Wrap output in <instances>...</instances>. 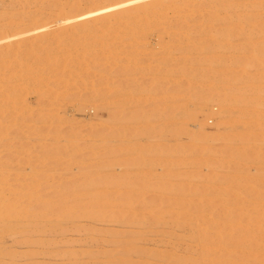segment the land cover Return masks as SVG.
<instances>
[{
	"label": "rangeland",
	"instance_id": "374dc122",
	"mask_svg": "<svg viewBox=\"0 0 264 264\" xmlns=\"http://www.w3.org/2000/svg\"><path fill=\"white\" fill-rule=\"evenodd\" d=\"M233 29L246 31L231 35L227 33ZM255 46L257 50H254ZM0 54V73L3 75L0 74V112L3 111L0 113V164L5 165L3 169H6L2 173L10 181L6 180L7 186L17 185V189L10 192L16 193L17 190L18 196L22 194L19 197L22 202L26 201L25 196V199H32L37 192L39 194L35 198L40 202L35 203L38 202L40 207L44 205V208H39L36 204V208L33 204L41 211L35 209V215L29 214L33 220L23 214L17 218L12 213L0 215V264H264V200L253 196L254 199L249 194L245 196L244 190L240 189L244 185L253 190L258 180L264 182V128L261 130L256 126H260L259 123L264 125V0H0ZM234 59L250 62L243 67L238 66ZM189 71L191 74L186 73ZM195 76L198 79H194ZM182 83L183 90L179 91ZM200 94L203 96L198 99ZM233 96L240 102L233 103L236 99ZM242 98L244 101L241 102ZM248 108L250 113L246 116L244 114ZM209 111L217 115L213 116ZM38 113L40 115L37 116ZM106 115L108 118L102 121L101 118ZM119 116L124 117L121 120L123 123ZM244 119L248 121L240 129L239 123ZM215 124L226 125L217 127ZM33 128L36 130L33 131ZM38 128L42 131L38 132ZM113 128L112 136L109 132ZM124 128L125 131L122 130ZM50 129L52 131L49 133ZM71 129L73 133L68 132ZM76 132H79L77 137ZM123 132L129 137L123 136ZM198 135L199 138L203 135L206 140L203 141L202 137L203 142H199L196 140ZM245 135H259V140L249 142L247 137H243ZM68 140H71L70 143ZM35 147L37 152H34ZM241 150L249 152L245 155ZM85 153L89 156H85ZM50 162L55 165L48 164ZM38 173L41 176L39 180ZM84 177L89 180L86 181ZM78 178L81 184L83 179L86 182L82 184L83 187ZM90 180L95 182L91 183ZM28 181L33 190L28 188ZM69 181L72 186L76 181L77 186L75 184L73 188L77 190L70 188ZM67 183L69 187H66ZM169 185L171 187H167ZM26 187L32 193L28 194ZM228 187L233 189V193L241 191L240 195L223 199L222 191ZM67 188L70 190L67 191ZM189 200L217 206L221 213L219 247H222L219 248L218 261L204 257L207 249L203 245L201 230L204 227L203 219L210 217L209 207L205 208L207 211L191 208ZM89 201L94 204L90 206L91 210H79L80 205ZM97 202L101 205L96 206ZM71 206L76 208L75 213H69ZM109 209H112L115 218ZM61 210H65L66 217L64 212L62 217ZM95 211L99 212L96 214ZM4 218H7L6 221Z\"/></svg>",
	"mask_w": 264,
	"mask_h": 264
},
{
	"label": "bare ground",
	"instance_id": "6f19581e",
	"mask_svg": "<svg viewBox=\"0 0 264 264\" xmlns=\"http://www.w3.org/2000/svg\"><path fill=\"white\" fill-rule=\"evenodd\" d=\"M211 1H213V0H211ZM238 2H239V1H238ZM246 6H247V5H246ZM244 31H246V30H244ZM244 31H236L235 29H233V30H228L227 33H229V34L231 35V34H233V33L236 34L235 32H242V33H243ZM252 31H253V30H252ZM244 33H245V32H244ZM248 33H249V32H248ZM248 33H247V35H251V33H250V34H248ZM30 39H31V38H30ZM33 39H34V38H33ZM27 41H29V40H27ZM32 42H33V40H32ZM242 46H244V45H242ZM245 47H246V46H245ZM246 48L249 49L248 46H247ZM240 49H241V48H240ZM29 50H30V49H29ZM37 50H38V49H37ZM254 50H257L256 46H255ZM33 51H34V49H33ZM246 51L249 52L248 50H246ZM45 53H47V52H45ZM249 53H250V52H249ZM259 53H260V52H258V54H259ZM6 54H7V53H6ZM21 54H22V53H21ZM33 54H34V53H33ZM252 54H253V53H252ZM254 54L257 55V53H254ZM260 54H261V53H260ZM260 54H259V55H260ZM0 55H1V54H0ZM16 55H17V54H16ZM16 55H15V56H16ZM22 55H23V54H22ZM30 55H31V54H30ZM43 55L45 56L46 54H43ZM43 55H42V56H43ZM250 55H251V54H250ZM13 56H14V55H13ZM17 56H18V55H17ZM38 56H39V55H38ZM40 56H41V55H40ZM48 56H49V55H48ZM247 56H248V55H247ZM253 56H255V55H253ZM3 57H4V55H3ZM5 57H6V56H5ZM18 57H20V55H19ZM24 57H25V56H24ZM238 57H240V56H238ZM0 58H1V57H0ZM7 58H8V57H7ZM35 58H36V57H35ZM37 58H38V57H37ZM55 58H56V57H55ZM247 58H248V57H247ZM17 59H19V58H17ZM30 59H31V58H30ZM43 59H44V57H43ZM45 59H46V57H45ZM45 59H44V60H45ZM51 59H52V57H51ZM21 60H23V59L21 58ZM26 60H27V58H26ZM53 60H55V59H53ZM60 60H61V59H60ZM237 60H238V61H236V59H234V61L237 62L238 66L240 65V66H243V67L246 66V64L248 65V63L250 62V61H247L246 59H237ZM17 61H18V60H17ZM24 61H25V60H24ZM30 61H31V60H30ZM48 61H49V60H48ZM263 61H264V60H263ZM19 62H20V61H19ZM27 62H28V61H27ZM27 62H25V63H27ZM35 62H36V61H35ZM44 62H45V61H44ZM16 63H17V62H16ZM40 63H41V62H40ZM48 63H49V62H48ZM51 63H52V62H51ZM53 63H54V62H53ZM233 63H234V62H233ZM0 64H1V63H0ZM18 64H20V63H18ZM32 64H33V63H32ZM22 65H23V64H22ZM34 65H35V64H34ZM37 65H38V64H37ZM40 65H41V64H40ZM44 65H45V63H44ZM55 65H56V64H55ZM234 65H236V64L234 63ZM263 65H264V63H263ZM16 66H17V65H16ZM18 66H20V65H18ZM45 66H46V65H45ZM236 66H237V65H236ZM22 67H23V66H22ZM31 67H32V66H31ZM37 67H38V66H37ZM48 67H49V66H48ZM8 68H9V67H8ZM17 68H18V67H17ZM19 68H20V67H19ZM34 68H35V67H34ZM39 68H40V67H39ZM46 68H47V67H46ZM50 68H51V67H50ZM20 69H21V68H20ZM24 69H25V67H24ZM30 69H31V68H30ZM60 69H61V68H60ZM238 69H239V68H238ZM246 69H247V68H246ZM8 70H9V69H8ZM22 70H23V68H22ZM22 70H21V71H22ZM33 70H34V69H33ZM33 70H32V71H33ZM41 70H42V69H41ZM55 70H56V69H55ZM72 70H73V69H72ZM74 70H75V69H74ZM236 70H237V69H236ZM239 70H240V69H239ZM242 70H243V69H242ZM10 71H11V70H10ZM10 71H9V72H10ZM28 71H29V70H28ZM34 71H36V70H34ZM49 71H50V69H49ZM49 71H48V73H49ZM53 71H54V70H53ZM58 71H59V70H58ZM109 71H110V70H109ZM109 71H108V72H109ZM244 71H245V70H244ZM46 72H47V71H46ZM61 72H62V71H61ZM72 72H74V71H72ZM182 72H183V70H182ZM226 72H227V71H226ZM236 72H237V71H236ZM236 72H234V73L236 74ZM239 72H240V71H239ZM263 72H264V71H263ZM18 73H19V72H18ZM18 73H17V74H18ZM51 73H52V72H51ZM57 73H58V72H57ZM57 73H56V74H57ZM59 73H60V72H59ZM59 73H58V74H59ZM110 73H111V72H110ZM113 73H115V72L113 71ZM113 73H111V74H113ZM179 73H180V72H179ZM186 73L191 74L190 71H189V72H186ZM186 73H185V75H186ZM194 73H195V72H194ZM207 73H208V72H206V74H207ZM243 73H244V72H243ZM0 74L2 75V72H1ZM17 74H15V75H17ZM33 74H34V73H33ZM36 74H37V73H36ZM45 74H46V73H45ZM49 74H50V73H49ZM49 74H48V75H49ZM58 74H57V75H58ZM61 74H62V73H61ZM76 74H77V73H76ZM181 74H182V73H181ZM188 74H187V76H188ZM201 74H202V73H201ZM201 74H200V77H201ZM215 74H216V73H215ZM231 74H232V73H231ZM239 74H240V73H239ZM249 74H250V73H249ZM259 74H260V73H259ZM4 75H5V74H4ZM9 75H10V74H9ZM9 75H8V76H9ZM11 75H12V74H11ZM52 75H53V74H52ZM62 75H63V74H62ZM108 75H109V74H108ZM193 75H195V74H193ZM193 75H192L191 77H193ZM196 75H197V74H196ZM204 75H205V74H204ZM210 75H211V74H210ZM220 75L222 76V74H220ZM226 75H227V74H226ZM226 75H225V76H226ZM244 75H245V73H244ZM247 75H248V74H247ZM257 75H258V74H257ZM2 76H3V75H2ZM34 76H35V75H34ZM60 76H61V75H60ZM63 76H65V75H63ZM81 76H82V75H81ZM105 76H106V75H105ZM109 76H110V75H109ZM202 76H203V75H202ZM216 76H217V75H216ZM227 76H228V75H227ZM231 76H232V75H231ZM252 76H253V75H252ZM9 77H10V76H9ZM13 77H14V76H13ZM36 77H37V76H36ZM47 77H48V76H47ZM56 77H57V76H55V78H56ZM74 77H75V76H74ZM200 77H199V80H200ZM219 77H220V76H219ZM236 77H237V76H236ZM258 77H259V76H258ZM258 77H257V78H258ZM260 77H261V76H260ZM262 77H263V76H262ZM262 77H261V78H262ZM2 78H3V77H1V79H2ZM16 78L18 79V76H17ZM21 78H22V77H21ZM29 78H30V77H29ZM34 78H35V77H34ZM37 78H39V77H37ZM51 78H52V77H51ZM51 78H50V79H51ZM189 78H190V76H189ZM189 78H188V79H189ZM195 78L198 79V77H196V76L194 77V79H195ZM201 78H202V77H201ZM208 78H209V77H208ZM248 78H249V77H248ZM252 78H254V77H252ZM17 79H16V80H17ZM22 79H23V78H22ZM24 79H25V78H24ZM57 79H58V78H57ZM79 79H80V78H79ZM107 79H108V78H107ZM109 79H110V78H109ZM109 79H108V80H109ZM114 79H115V78H114ZM188 79H187V80H188ZM192 79H193V78H192ZM197 79H196V80H197ZM202 79H203V78H202ZM202 79H201V80H202ZM205 79H206V78H205ZM226 79H227V78H226ZM229 79H230V78H229ZM229 79H228V81H229ZM233 79H235V78H233ZM237 79H238V78H237ZM240 79H241V78H240ZM262 79H263V78H262ZM9 80H10V79H9ZM16 80H15V81H16ZM42 80H43V79H42ZM59 80H61V79H59ZM67 80H68V79H67ZM90 80H91V79H90ZM184 80H186V79H184ZM190 80H191V79H190ZM213 80H214V78H213ZM221 80H223V79H221ZM238 80H239V79H238ZM238 80H237V82H238ZM54 81H55V80H53V82H54ZM56 81H57V80H56ZM78 81H79V80H78ZM105 81H106V80H105ZM242 81H243V79H242ZM253 81H254V80H253ZM101 82H102V81H101ZM111 82H112V81H111ZM184 82H187V81H184ZM189 82H191V81H189ZM231 82H232V78H231ZM233 82H234V81H233ZM239 82H240V81H239ZM263 82H264V81H263ZM9 83H10V82H9ZM17 83H18V82H17ZM19 83H20V82H19ZM49 83H50V82H49ZM59 83H60V82H59ZM105 83H106V82H105ZM109 83H110V82H109ZM109 83H108V85H109ZM122 83H123V82H122ZM122 83H121V84H122ZM136 83H137V81H136ZM167 83H168V82H167ZM167 83H166V84H167ZM192 83H193V82H192ZM221 83H222V81H221ZM243 83H244V82H243ZM248 83H249V82H248ZM12 84H14V83H12ZM30 84H31V83H30ZM55 84H56V83H55ZM68 84H69V83H68ZM71 84H72V83H71ZM74 84H75V83H74ZM98 84H100V83H98ZM114 84H115V83H114ZM116 84H119V82H117ZM168 84H169V83H168ZM186 84H187V83H186ZM186 84H185V85H186ZM216 84H217V83H216ZM226 84H227V82H226ZM17 85H18V84H17ZM28 85H29V83H28ZM44 85H45V83H44ZM51 85H52V83H51ZM65 85H66V84H65ZM112 85H113V84H112ZM140 85H141V84H140ZM140 85L138 86V89L140 88ZM189 85H190V84H189ZM217 85H218V84H217ZM229 85H230V84H229ZM229 85H228V86H229ZM233 85H234V84H233ZM4 86H6V84L3 85V87H4ZM12 86H13V85H12ZM14 86H16V85H14ZM30 86H31V85H30ZM36 86H37V85H36ZM55 86H56V85H55ZM114 86H115V85H114ZM117 86H118V85H117ZM119 86H120V85H119ZM182 86H183V83H182V85L180 84V89H179V91H182V90H183V87H182ZM187 86H188V85H187ZM220 86L223 87L222 85H220ZM225 86H226V85H225ZM244 86H245V84H244ZM249 86H250V85H249ZM28 87H29V86H28ZM34 87H35V86H34ZM44 87H45V86H44ZM65 87H66V86H65ZM106 87H107V86H106ZM112 87H113V86H112ZM153 87H155V86L153 85ZM153 87L151 86V89H152ZM159 87H160V86H159ZM159 87H157V88H159ZM184 87H185V86H184ZM14 88H15V87H14ZM18 88H19V87H18ZM47 88H48V87H47ZM122 88H123V86H122ZM130 88H131V87H130ZM134 88H136V87L134 86ZM141 88H142V86H141ZM162 88H163V86H162ZM45 89H46V87H45ZM54 89H55V88H54ZM67 89H68V88H67ZM119 89H120V88H119ZM138 89H136V90H138ZM151 89H150V90H151ZM153 89H154V88H153ZM227 89H228V88L226 87V90H227ZM238 89H239V88H238ZM249 89H250V87H249ZM31 90H32V89H31ZM31 90H30V91H31ZM131 90L133 91L134 89L131 88ZM136 90H135V91H136ZM154 90H155V89H154ZM166 90H167V89H166ZM232 90H233V89H232ZM243 90H244V89H243ZM245 90H246V89H245ZM245 90H244V91H245ZM12 91H13V90H12ZM49 91H50V89H49ZM49 91H48V92H49ZM113 91H114V89H113ZM117 91H118V90H117ZM132 91H131V92H132ZM135 91L133 92V94H135ZM152 91H153V90H152ZM228 91H229V90H228ZM244 91H243V93H244ZM19 92H20V90H19ZM32 92H35V91H32ZM37 92H38V91H37ZM55 92H56V91H55ZM156 92H160V91L157 90ZM22 93H23V92H22ZM25 93H26V91H25ZM39 93H40V92H39ZM43 93H44V92H43ZM95 93H96V92H95ZM136 93H137V92H136ZM225 93H226V92H225ZM225 93H224V95H225ZM227 93L229 94V92H227ZM227 93H226V94H227ZM234 93H235V92H234ZM238 93H239V92H238ZM254 93H255V92H254ZM9 94H10V93H9ZM13 94H14V92H13ZM108 94H109V93H108ZM112 94H113V93H112ZM189 94H191V93H189ZM201 94H203V93H201ZM201 94H200V95H201ZM228 94H227V95H228ZM240 94H241V93H240ZM6 95H7V94H6ZM93 95H94V94H93ZM109 95H110V94H109ZM150 95H151V93H150ZM159 95H160V94H158V95H156V96H159ZM192 95H193V92H192ZM195 95H196V97H197L196 92H195ZM97 96H98V95H97ZM119 96H120V95H119ZM202 96H203V95L198 96V99H200V97H202ZM21 97H22V96H21ZM24 97H25V96H24ZM38 97H39V96H38ZM46 97H47V96H46ZM99 97H100V96H99ZM101 97H102V95H101ZM137 97H138V96H137ZM190 97H191V96L189 95V98H190ZM224 97H225V96H224ZM227 97H228V96H226V98H227ZM233 97H234V96H233ZM17 98H18V97H17ZM154 98H155V97H154ZM192 98H193V97H192ZM231 98H232V97H231ZM231 98H230V102H231V100H232ZM235 98H236V97H234V99H235ZM7 99H8V97H7ZM55 99H56V98H55ZM228 99H229V98H228ZM244 99H246V98H244ZM43 100H44V99H43ZM112 100H113V99H112ZM122 100H123V99H122ZM39 101H40V100H39ZM238 101H239V100H237V98H236V99H235L234 101H232V102H233V103H235V102L238 103ZM242 101H244L243 98H242L241 102H242ZM254 101H255V103L257 102L256 100H254ZM16 102H17V99H16ZM19 102H20V100H19ZM99 102H100V101H99ZM120 102H121V100H120ZM239 102H240V101H239ZM258 102L260 103V101H258ZM261 102H262V101H261ZM21 104H22V103H21ZM24 104H25V103H24ZM43 104H44V103H43ZM43 104H42V105H43ZM97 104H98V103H97ZM231 104H232V103H230V105H231ZM244 104H245V103H244ZM248 104H249V103H248ZM11 105H13V104H11ZM106 105H107V104H106ZM121 105H122V104H121ZM228 105H229V104H228ZM232 105H234V104H232ZM103 106H104V105H103ZM234 106H235V105H234ZM247 106H248V105H247ZM104 107H105V106H104ZM121 107H122V106H121ZM4 108H5V107H4ZM13 108H14V107H13ZM16 108H19V107H16ZM23 108H24V107H23ZM25 109H26V108H25ZM112 110H113V109H112ZM112 110H110V111L113 112ZM227 110H229V109H227ZM13 111H14V110H13ZM28 111H29V110H28ZM107 111H108V109H107ZM119 111H120V110H119ZM6 112H7V111H6ZM11 112H12V111H11ZM120 112H121V111H120ZM209 112H210V113H213V111H209ZM209 112H208V113H209ZM222 112H223V111H222ZM226 112H227V111H226ZM245 112H246V113H245L244 115H246V116L249 115V113H250L249 108H248ZM259 112H260V111H259ZM0 113H3V111L0 112ZM20 113H21V111H20ZM44 113H45V111H44ZM108 113H110V112L108 111ZM114 113H115V112H114ZM114 113H113V114H114ZM118 113H119V112H118ZM208 113H206V115H209ZM257 113H258V112H257ZM5 114H6V113H5ZM11 114H12V113H11ZM30 114H31V113H30ZM30 114H29V115H30ZM116 114H117V113H116ZM116 114H114V115H116ZM219 114H220V113H219ZM221 114H222V113H221ZM223 114H224V112H223ZM0 115H1V114H0ZM8 115H9V114H8ZM13 115H14V114H13ZM18 115H19V114H18ZM25 115H26V112H25ZM27 115H28V114H27ZM29 115H28V116H29ZM38 115H40V113H38L37 116H38ZM49 115H50V114H49ZM92 115H93V113H92ZM108 115H109V114H108ZM114 115H113V118H114ZM123 115H124V114H123ZM123 115H122V116H123ZM212 115L215 116V115H217V114L214 115V113H213ZM244 115H243V116H244ZM258 115H259V114H258ZM261 115H262V114H260L259 116H261ZM5 116H6V115H5ZM11 116H12V115H11ZM42 116L44 117L45 115H42ZM53 116H55V114H54ZM57 116H58V115H57ZM122 116H119V117H121V119H119L120 121L123 120L122 118H124V117H122ZM137 116H138V115H137ZM213 116H212V117H213ZM223 116H224V115H223ZM223 116L221 115L220 117L222 118ZM259 116H258V118H260ZM1 117H2V115H1ZM1 117H0V119H1ZM3 117H4V116H3ZM9 117H10V116H9ZM14 117H15V116H14ZM18 117H19V116H18ZM20 117H24V116H20ZM45 117H46V116H45ZM47 117H48V116H47ZM51 117H52V116H51ZM60 117H61V116H60ZM109 117H110V116H109ZM133 117H134V116H133ZM139 117H140V116H139ZM248 117H249V116H248ZM256 117H257V116H256ZM28 118H29V117H28ZM28 118H27V119H28ZM39 118H40V117H39ZM61 118H62V117H61ZM107 118H108V117H107V115H106V116H103L101 119H102V121H103V120H105V119H107ZM135 118H136V117H135ZM223 118H224V117H223ZM226 118H227V117H226ZM7 119H9V118H7ZM13 119H14V118H13ZM21 119H22V118H21ZM34 119H36V118H33V120H34ZM43 119H44V118H43ZM55 119H56V118H55ZM58 119H59V117H58ZM117 119H118V118H117ZM125 119H126V117H125ZM133 119H134V118H132L131 120H133ZM136 119H137V118H136ZM138 119H139V118H138ZM206 119H207V118H206ZM245 119H246V118H245ZM245 119H244L242 122L239 123V128H240V129H243V126L247 123L248 120H245ZM263 119H264V118H263ZM16 120H17V119H16ZM31 120H32V119H31ZM31 120H30V121H31ZM37 120H38V119H37ZM60 120H64V119H60ZM210 120H211V119H210ZM1 121H2V120H1ZM3 121H4V120H3ZM7 121H8V120H7ZM9 121H10V120H9ZM25 121H26V119H25ZM43 121H44V120H43ZM124 121H126V120H124ZM220 121H221V120H220ZM220 121H219V122H220ZM227 121H228V120H227ZM22 122H23V121H22ZM35 122H36V120H35ZM39 122H40V121H39ZM54 122H56V121H54ZM115 122H116V121H115ZM121 122L123 123V121H121ZM133 122H134V121H133ZM138 122H139V121H138ZM217 122H218V121H217ZM254 122H255V121H254ZM260 122H261V121H260ZM4 123H5V122H4ZM50 123H51V121H50ZM60 123H61V122H60ZM80 123H82V122H80ZM83 123H84V122H83ZM109 123H110V122H109ZM131 123H132V122H131ZM214 123H215V122H214ZM220 123H221V122H220ZM257 123H258V122H257ZM257 123H256V124H257ZM6 124H7V123H6ZM144 124H145V123H144ZM256 124H255V125H256ZM259 124H260V126H259L258 124H257L256 126L260 127V129L262 128L261 130H263L264 125L261 124V123H259ZM4 125H5V124H4ZM12 125L14 126V124H12ZM16 125H17V124H16ZM18 125H19V124H18ZM21 125H22V124H21ZM21 125H20V126H21ZM32 125H33V124H32ZM58 125H59V124H58ZM88 125H89V124H88ZM113 125H115V124H113ZM122 125H123V124H122ZM125 125H126V124H125ZM136 125H137V124H136ZM216 125H217V127H222L223 125H226V124H223V125H221V126H220L219 124H215L214 126H216ZM5 126H6V125H5ZM7 126H8V125H7ZM13 126H12V127H13ZM22 126H23V125H22ZM29 126H30V125H29ZM45 126H46V125H45ZM84 126H85V125H84ZM86 126H87V125H86ZM94 126H95V125H94ZM116 126H117V125H116ZM127 126H128V125H127ZM130 126H131V125H130ZM140 126H142V125H140ZM228 126L230 127V123L228 124ZM231 126H232V125H231ZM15 127H17V126H15ZM25 127H27L26 124H25ZM30 127H31V126H30ZM30 127H28V128L30 129ZM33 127H36V126H33ZM38 127H40V126H38ZM53 127H54V126H53ZM55 127H56V126H55ZM55 127H54V128H55ZM77 127H78V126H77ZM96 127H97V126H96ZM107 127H108V126H107ZM161 127H162V126H161ZM2 128H3V127H2ZM40 128H42V127H40ZM40 128H38V132H41V131H42V129H41V131L39 130ZM47 128H48V127H47ZM49 128H50V127H49ZM49 128H48V129H49ZM71 128H72V127H71ZM75 128H76V126H75ZM84 128H85V127H84ZM110 128L112 129V127H110ZM115 128H116V127H115ZM115 128H113V130H112L111 132H109V133H112L113 131H115ZM143 128H144V127H143ZM151 128H152V127H151ZM151 128H150V129H151ZM171 128H172V127H171ZM173 128H177V127H173ZM3 129H4V128H3ZM10 129H11V128H10ZM12 129H14V128H12ZM17 129H18V127H17ZM19 129H20V128H19ZM25 129H26V128H25ZM43 129H44V128H43ZM51 129H52V128H51ZM51 129L49 130V133H50V131H52ZM67 129H68V128H67ZM72 129H74V128H72ZM72 129H71V130H68V132H69V131L71 132ZM90 129H91V128H90ZM106 129H107V128H106ZM120 129H121V128H120ZM120 129H119V130H120ZM127 129H128V128H127ZM127 129H126V130H127ZM240 129H239V130H240ZM15 130H16V128H15ZM15 130H12V132L14 131V133H16ZM34 130H36V128H35V129L33 128V131H34ZM57 130H58V129H57ZM65 130H66V129H65ZM76 130H78V129L76 128ZM76 130H74V132H75ZM85 130H86V129H85ZM91 130H92V129H91ZM109 130H110V129H109ZM122 130L125 131V128L122 129ZM132 130H133V129H132ZM140 130H142V129H140ZM144 130L146 131L147 129H144ZM148 130H149V128H148ZM181 130H182V129H181ZM0 131H1V130H0ZM4 131H5V129H4ZM9 131H10V130H9ZM33 131H31V132H33ZM45 131H46V130H45ZM53 131H56V129H55V130L53 129ZM80 131H81V130H80ZM80 131H79V132H80ZM88 131H89V129H88ZM94 131H95V130H94ZM116 131H118V130H116ZM129 131H131V130L129 129ZM134 131H135V130H134ZM137 131H138V130H137ZM145 131H144V132H145ZM152 131H153V129H152ZM172 131H173V129H172ZM174 131H175V130H174ZM174 131H173V132H174ZM179 131H180V129H179ZM2 132H3V131H2ZM10 132H11V131H10ZM17 132H18V130H17ZM19 132H20V131H19ZM23 132H24V131H23ZM46 132H47V131H46ZM64 132H65V131H64ZM70 132H69V133H70ZM79 132L74 133L75 136H76V135H79ZM89 132H90V131H89ZM97 132L100 133L99 131H97ZM97 132H96V133H97ZM101 132H103V131H101ZM107 132H108V130H107ZM119 132H120V131H119ZM126 132H128V130H127ZM131 132H133V131H131ZM141 132H142V131H141ZM150 132H151V131H150ZM167 132H168V131H167ZM182 132H183V130H182ZM260 132H262V131H260ZM4 133H5V132H4ZM7 133H8V129H7ZM25 133H28V132H25ZM33 133H34V132H33ZM43 133H45V132L43 131ZM47 133H48V132H47ZM47 133H46V134H47ZM58 133H59V130H58ZM58 133H57V134H58ZM62 133H63V132H62ZM71 133H73V132H71ZM77 133H78V134H77ZM81 133H82V131H81ZM96 133H94V134H96ZM113 133H114V132H113ZM113 133H112V136H113ZM115 133H116V132H115ZM117 133H118V132H117ZM117 133H116V134H117ZM123 133H124V132H123ZM138 133H139V132H138ZM168 133H170V132H168ZM179 133H180V132H179ZM263 133H264V132H263ZM5 134H6V133H5ZM9 134H10V133H9ZM16 134H17V133H16ZM16 134H15V135H16ZM18 134H19V133H18ZM63 134H65V133H63ZM66 134H68V133H66ZM83 134H84V132H83ZM85 134H86V133H85ZM87 134H88V132H87ZM90 134H91V133H90ZM92 134H93V133H92ZM101 134H102V133H101ZM128 134H130V133L128 132ZM132 134H134V133H132ZM141 134H142V133H141ZM182 134H183V133H182ZM13 135H14V134H13ZM28 135H30V134H28ZM51 135H52V134H51ZM61 135H62V134H61ZM70 135H71V134H69V136H70ZM88 135H89V134H88ZM108 135H109V134H108ZM114 135H115V134H114ZM117 135L119 136V133H118ZM134 135H135V134H134ZM136 135H137V134H136ZM138 135H139V134H138ZM172 135H173V134H172ZM177 135H179V134H177ZM199 135H200V134H199ZM199 135L197 136L198 139L196 138V140H198L199 142L202 141V139H203V141L206 140V137H204L203 135H202L200 138H202V137H204V138L200 139V138H199ZM11 136H12V135H11ZM17 136L19 137V136H22V135H17ZM67 136H68V135H67ZM67 136H66V137H67ZM75 136H74V137H75ZM120 136H121V135H120ZM123 136H127V137H129V136H128L127 134H125V133H124ZM131 136H132V135H131ZM258 136H259V135H258ZM258 136L250 135L249 137H247V136L245 135V136H243V137H244V138L247 137V140L250 142V140H255V139L259 140V139L257 138ZM2 137H3V136H2ZM5 137H6V136H5ZM53 137H54V136H53ZM63 137H64V136H63ZM76 137H77V136H76ZM80 137H81V136H80ZM86 137H87V136H86ZM179 137H180V136H179ZM227 137H228V136H227ZM229 137H230V136H229ZM10 138H11V137H10ZM10 138H9V139H10ZM12 138H13V136H12ZM21 138H22V137H21ZM23 138H24V137H23ZM26 138H28V137H26ZM106 138H108V137L106 136ZM0 139H1V138H0ZM63 139H65V138H63ZM123 139H124V138H123ZM127 139H128V138H127ZM199 139H200V140H199ZM24 140H25V139H24ZM30 140H31V139H30ZM78 140H79V139H78ZM83 140H84V139H83ZM196 140H195V141H196ZM247 140H245V141H247ZM4 141H5V140H4ZM60 141H61V140H60ZM70 141H71V140H70ZM70 141L68 140L69 143H70ZM72 141H73V140H72ZM80 141H81V140H80ZM195 141H194V142H195ZM198 141H197V142H198ZM203 141H202V142H203ZM6 142H7V141H6ZM9 142H10V141H9ZM12 142H14V141H12ZM15 142H16V140H15ZM20 142H21V141H20ZM62 142H63V141H62ZM73 142H74V141H73ZM129 142H130V141H129ZM133 142H134V141H133ZM251 142H252V141H251ZM7 143H8V142H7ZM22 143H23V142H22ZM22 143H21V144H22ZM59 143H60V142H59ZM64 143H65V141H64ZM69 143H67V144L69 145ZM78 143H79V142H78ZM8 144H9V143H8ZM14 144H15V143H14ZM67 144H66V145H67ZM83 144H84V143H83ZM122 144H123V143H122ZM135 144H136V143H135ZM199 144H200V143H199ZM11 145H12V143H11ZM16 145H17V144H16ZM23 145H24V143H23ZM29 145H30V144H29ZM33 145H34V144H33ZM39 145H40V144H39ZM42 145H43V144H42ZM56 145H58V144H56ZM56 145H55V146H56ZM61 145H63V144H61ZM61 145H58V146H61ZM64 145H65V144H64ZM64 145H63V146H64ZM79 145H80V144H79ZM81 145H82V144H81ZM90 145H91V144H90ZM90 145H89V146H90ZM2 146H3V145H1V147H2ZM17 146L19 147V143H18ZM21 146H22V145H21ZM35 146H36V145H35ZM82 146H83V145H82ZM127 146H128V145H127ZM127 146H126V147H127ZM131 146H132V144H131ZM172 146H173V145H172ZM199 146H200V145H199ZM6 147H8V145H7ZM12 147H13V146H12ZM14 147H15V146H14ZM26 147H27V146H25V148H26ZM46 147H48V146H46ZM49 147H50V146H49ZM49 147H48V148H49ZM51 147H52V146H51ZM74 147H75V146H74ZM76 147H78L77 144H76ZM90 147H91V146H90ZM203 147H204V146H203ZM8 148H9V147H8ZM61 148H62V147H61ZM63 148H64V147H63ZM78 148H79V147H78ZM78 148H77V149H78ZM85 148H86V147H85ZM93 148H94V147H93ZM128 148H129V147H128ZM132 148H133V147H132ZM136 148H138V147L136 146ZM172 148H174V147H172ZM180 148H181V147H180ZM200 148H201V147H200ZM39 149H40V148H39ZM58 149H60V147H59ZM104 149H105V148H104ZM165 149H166V148H165ZM176 149H177V148H176ZM178 149H179V148H178ZM204 149L206 150V148H204ZM239 149H240V148H239ZM7 150H8V149H7ZM7 150H6V151H7ZM26 150H27V149H26ZM35 150H36V147H35ZM35 150H34V152H37V150H36V151H35ZM53 150H55V148H53ZM80 150H81V149H80ZM106 150H107V149H106ZM122 150H123V149H122ZM124 150H125V148H124ZM124 150H123V151H124ZM132 150H133V149H132ZM137 150H138V149H137ZM141 150H142V149H141ZM161 150H162V149H161ZM200 150H201V149H200ZM200 150H199V151H200ZM234 150H235V149H234ZM245 150H246V149H245ZM245 150H244V151H245ZM248 150H249V149H248ZM9 151H10V149H9ZM11 151H12V150H11ZM11 151H10V152H11ZM19 151H20V150H19ZM39 151H40V150H39ZM46 151H47V150H46ZM50 151H52V150H50ZM57 151H58V150H57ZM70 151H71V150H70ZM87 151H88V150H87ZM142 151H143V150H142ZM145 151H146V150H145ZM181 151H182V150H181ZM196 151H197V150H196ZM199 151H198V152H199ZM228 151H229V150H228ZM239 151H240V150H239ZM241 151H242V150H241ZM244 151H242V152H244ZM249 151H250V150H249ZM249 151H246V152H249ZM43 152H44V150H43ZM48 152H49V149H48ZM48 152H47V154L50 153V155H51V152H49V153H48ZM73 152H74V151H73ZM78 152H79V150H78ZM78 152H77V153H78ZM84 152H85V151H84ZM116 152H117V151H116ZM127 152H128V151H127ZM129 152H130V151H129ZM133 152H134V150H133ZM201 152H202V151H201ZM231 152H232V151H231ZM246 152H244V154H245ZM252 152H253V151H252ZM1 153H2V152H1ZM13 153H14V152H13ZM18 153H19V152H18ZM22 153H23V152H22ZM22 153H21V154H22ZM27 153H28V152H27ZM30 153H31V152H30ZM39 153H40V152H39ZM52 153H53V151H52ZM88 153H89V152H88ZM90 153H91V152H90ZM90 153H89V154H90ZM106 153H108V152H106ZM137 153H138V152H137ZM137 153H136V154H137ZM233 153H234V152H233ZM240 153H241V152H240ZM8 154H9V153H8ZM8 154H6V155H8ZM31 154H32V153H31ZM33 154L35 155V153H33ZM74 154H76V153H74ZM85 154H86L85 156H87V155L89 156V154H87V153H85ZM109 154H110V153H109ZM114 154H120V153H114ZM148 154H149V153H148ZM229 154H230V153H229ZM235 154H236V153H235ZM244 154H243V155H244ZM0 155H1V154H0ZM9 155H10V154H9ZM23 155H24V153H23ZM83 155H84V154H83ZM138 155H139V154H138ZM138 155H137V156H138ZM144 155H145V153H144ZM245 155H246V154H245ZM247 155H249V154H247ZM257 155H258V156H257V158H258V157H259V154H257ZM260 155H261V154H260ZM3 156H4V155H3ZM17 156H19V154H17ZM67 156H68V155H67ZM69 156H71V155H69ZM91 156H92V158H93V155H92V154H91ZM109 156H110V155H109ZM251 156H252V154H251ZM0 157H2V156H0ZM11 157H12V156H11ZM20 157H21V156H20ZM25 157H27V156H25ZM30 157H32V156H30ZM49 157H50V156H49ZM74 157H75V159H76V157H78V156L76 155V156H74ZM83 157H84V156H83ZM83 157H81V158H83ZM99 157H100V156H99ZM107 157H108V156H107ZM134 157H135V155H134ZM227 157H228V156H227ZM231 157H234V156H231ZM249 157H250V156H249ZM3 158H4V157H3ZM7 158H8V157H7ZM7 158H6V159H7ZM27 158H28V157H27ZM33 158H34V157H33ZM33 158H32V159H33ZM41 158H43V157H41ZM56 158H57V157H56ZM86 158H87V157H86ZM89 158H90V157H89ZM131 158H132V156H131ZM252 158L254 159L255 157H252ZM262 158L264 159V157H262ZM262 158H261V160H262ZM0 159H1V158H0ZM9 159H11V158H9ZM19 159H20V158H19ZM19 159H18V161H19ZM22 159H23V158H22ZM30 159H31V158H30ZM77 159H78V158H77ZM77 159H76V160H77ZM95 159H96V158H95ZM142 159H143V158H142ZM16 160H17V159H16ZM33 160H34V159H33ZM40 160H41V159H40ZM47 160H48V159H47ZM47 160H46V161H47ZM49 160H50V159H49ZM57 160H58V159H57ZM93 160H94V159H93ZM96 160H97V159H96ZM102 160H103V159H102ZM104 160H105V159H104ZM118 160H119V158H118ZM132 160H133V159H132ZM132 160H131V161H132ZM134 160H136V159H134ZM257 160L259 161V159H257ZM261 160H260V161H261ZM4 161H5V160H4ZM34 161H35V160H34ZM34 161H33V162H34ZM36 161H37V160H36ZM42 161H43V160H42ZM91 161H92V160H91ZM120 161H121V159H120ZM124 161H125V160H124ZM124 161H122L123 164H124ZM13 162H14V161H13ZM19 162H20V161H19ZM22 162L24 163L25 160L22 161ZM26 162H27V161H26ZM31 162H32V160H31ZM38 162H40V161H38ZM38 162H37V163H38ZM47 162H48V161H47ZM51 162H52V161H51ZM51 162L48 163V164H50V165L53 164V163H51ZM54 162H55V161H54ZM75 162H76V161H75ZM87 162H88V161H87ZM114 162H115V161H114ZM114 162H113V163H114ZM122 162H121V163H122ZM6 163H7V162H6ZM10 163H11V161H10ZM14 163H15V162H14ZM17 163H18V162H17ZM20 163H21V162H20ZM35 163H36V162H35ZM45 163H46V162H45ZM68 163H69V162H68ZM71 163H72V162H71ZM93 163H95V162L93 161ZM100 163H101V162H100ZM109 163H110V162H109ZM125 163H127V162L125 161ZM136 163H137V162H136ZM139 163H140V161H139ZM4 164H5V163H4ZM48 164H47V165H48ZM88 164H89V163H88ZM88 164H87V165H88ZM91 164H92V162H91ZM101 164H102V163H101ZM104 164H105V163H104ZM110 164H112V163H110ZM114 164H115V163H114ZM130 164H131V163H130ZM144 164H146V163H144ZM259 164H261V163H259ZM0 165H1V164H0ZM7 165H8V163H7ZM16 165H17V164H15V166H16ZM22 165H23V164H22ZM38 165H39V164H38ZM53 165H55V164H53ZM69 165H70V164H69ZM72 165H73V164H72ZM83 165H85V164H83ZM106 165H107V163H106ZM108 165H109V164H108ZM108 165H107V166H108ZM230 165H231V164H230ZM1 166H2V165H1ZM3 166H5V165H3ZM3 166L0 167V172H1V173H2V172L4 171V169H5V168L3 169ZM15 166H14V167H15ZM24 166H25V165H24ZM35 166H36V164H35ZM81 166H82V165H81ZM95 166H97V165H95ZM95 166H94V167H95ZM102 166H103V168L105 167L104 165H102ZM141 166H142V165H140V167H141ZM12 167H13V165H12ZM30 167H32V166H30ZM45 167H46V166H45ZM85 167H86V165H85ZM91 167H92V165H91ZM110 167H111V165H110ZM119 167H120V166H119ZM137 167L139 168V166H137ZM142 167H143V166H142ZM257 167H258V166H257ZM10 168H11V167H10ZM20 168H22V167H20ZM60 168H61V167H60ZM67 168H68V166H67ZM67 168H66V169H67ZM69 168H70V167H69ZM99 168H101V167H99ZM107 168H109V167H107ZM120 168H121V167H120ZM233 168H234V167H233ZM235 168H236V167H235ZM18 169H19V168H18ZM23 169H24V168H23ZM25 169H26V168H25ZM31 169H32V168H31ZM47 169H48V168H47ZM52 169H53V168H52ZM15 170H16V169H15ZM27 170H28V169H27ZM58 170H59V169H58ZM85 170H87V169H85ZM117 170H118V169H117ZM241 170H242V169H241ZM5 171H6V169H5ZM17 171H18V170H17ZM24 171H25V170H24ZM43 171H44V169H43ZM46 171H47V170H46ZM49 171H51V169H50ZM49 171H48V172H49ZM65 171H66V170H65ZM73 171H74V170H73ZM80 171H81V170H80ZM80 171H79V173H80ZM141 171H142V170H141ZM244 171H245V170H244ZM14 172H15V171H14ZM19 172H20V171H19ZM28 172H29V171H28ZM30 172H31V171H30ZM53 172H54V171H53ZM53 172H52V173H53ZM56 172H57V171H56ZM67 172H68V171H67ZM89 172H90V171H89ZM92 172H93V171H92ZM123 172L125 173V171H123ZM123 172H122V173H123ZM126 172H127V171H126ZM139 172H140V171H139ZM143 172H144V171H143ZM153 172H154V171H153ZM161 172H162V170H161ZM165 172H166V170H165ZM1 173H0V174H1ZM52 173H51V174H52ZM58 173H59V172H58ZM58 173H56V174H58ZM85 173H86V172H85ZM110 173H111V172H110ZM137 173H138V172H137ZM144 173H145V172H144ZM149 173H150V172H149ZM197 173H198V172H197ZM197 173H196V174H197ZM259 173L261 174V172H259ZM259 173H258V175H259ZM6 174H9V173H6ZM12 174H13V173H12ZM19 174H20V173H19ZM25 174H27V172H25ZM30 174H32V173H30ZM45 174H46V172H45ZM56 174H55V175H56ZM74 174H75V173H74ZM114 174H115V173H113V175H114ZM117 174H119V173H117ZM153 174H155V172H154ZM196 174H195V175H196ZM14 175H15V174H14ZM41 175H42V174H41ZM92 175H93V174H92ZM144 175H145V174H144ZM144 175H143V176H144ZM156 175H157V174H156ZM261 175H263V173H262ZM7 176H8V175H7ZM11 176H13V175H11ZM17 176H18V175H17ZM17 176H16V177H17ZM24 176H25V175H24ZM24 176L22 175V177H24ZM30 176H31V175H30ZM43 176L45 177V175H43ZM43 176H42V177H43ZM46 176H47V175H46ZM59 176H60V175H59ZM67 176H68V175H67ZM67 176H66V177H67ZM85 176H86V175H85ZM93 176H94V175H93ZM101 176H102V175H101ZM104 176H105V175H104ZM114 176H115V175H114ZM120 176H121V175H120ZM122 176H123V175H122ZM139 176H140V175H139ZM182 176H184V175H182ZM197 176H198V175H197ZM220 176H221V175H219V177H220ZM263 176H264V175H263ZM22 177L19 178V180L22 179ZM28 177H29V176H28ZM35 177H36V176H35ZM39 177H41V176H40L39 173H38L37 179H38ZM47 177H48V176H47ZM55 177H56V176H55ZM60 177H61V176H60ZM82 177H83V176H82ZM102 177H103V176H102ZM115 177H116V176H115ZM249 177H250V176H249ZM26 178H27V177H26ZM74 178H75V176H74ZM74 178H72V179H74ZM86 178H87V176H86ZM105 178H106V180H107V177H105ZM117 178H118V177H117ZM120 178H121V177H120ZM222 178H223V177H222ZM16 179H17V178H16ZM23 179H24V178H23ZM27 179H29V178H27ZM41 179H43V178H41ZM48 179H50V178L48 177ZM58 179H59V178H58ZM70 179H71V178H70ZM84 179H85V177H84ZM84 179H83V180H84ZM122 179H123V178H122ZM257 179H258V178H257ZM260 179H261V178H260ZM6 180H7V178H6L5 174L2 173V174L0 175V215H3V216H4V214H9V213L11 214V213H12V215H14L15 218H17L16 216H18V215H20V216L26 215V216H27V215H29V214H31V213H32L31 215H35L37 212H36V213H33V212H34L33 210H35L37 207H39V208H44V205L40 207V206H38V204H39L38 202L35 203L36 201H39L38 199L35 198L37 192H35V193H36L35 196H34V194L32 195V196H34V198L32 197V199H31V198L28 199L29 197H27V199H28V200H27V199H25V198H26V196H25L24 200H26V201H25V202H22V201H21V198L19 199V197H21L22 194H21V196H18V194H17V193H18L17 190H16V193H15V192L11 193V192L14 191L15 189H17V185L14 183V184H15V186H14V184L12 185V184L9 183L10 186H7V183H6V182L9 181V180H7V181H6ZM12 180H13V179H12ZM25 180H26V179H25ZM34 180H35V179H34ZM34 180H33V181H34ZM38 180H39V179H38ZM50 180H51V179H50ZM75 180H76V179H75ZM77 180L79 181V178H78ZM77 180H76V181H77ZM83 180H81V181L83 182L82 184L86 183V182H84ZM85 180H86V179H85ZM88 180H89V179H88ZM88 180H86V181H88ZM99 180H100V179H99ZM133 180H134V179H133ZM218 180H219V179H218ZM227 180H229V179H227ZM230 180H231V179H230ZM232 180H234V179H232ZM26 181H27V180H26ZM45 181H46V178H45ZM51 181H52V180H51ZM76 181H74L75 184H76ZM90 181H91V180H90ZM90 181L87 182V183L89 184ZM92 181H93V180H92ZM92 181H91V183H92ZM101 181H102V180H101ZM117 181H118V180H117ZM117 181H116V182H117ZM119 181H120V180H119ZM140 181H141V180H140ZM142 181H143V180H142ZM216 181H217V180H216ZM219 181H220V180H219ZM222 181H223V180H222ZM254 181H255V180H254ZM261 181H262V180H261ZM261 181L258 180V182L255 183V187L253 188V190L244 187V185L241 186L240 189H241V191L244 190L243 193H245V194H244L245 196H246V195L248 196V194H249V195H251L252 197L254 196V197L257 198V199L264 200V182H261ZM9 182H10V181H9ZM34 182H35V181H34ZM38 182H40V181H38ZM69 182H70V184H71V181H69ZM74 182H73V183H74ZM93 182H95V181H93ZM102 182H103V181H102ZM110 182H112V181H110ZM116 182H115V183H116ZM152 182H153V181H152ZM161 182H162V181H161ZM243 182H244V181H243ZM248 182H249V180H248ZM16 183H17V182H16ZM77 183H78V182H77ZM79 183H80V185H82L80 181H79ZM79 183H78V184H79ZM99 183H100V181H99ZM150 183H151V182H150ZM230 183H231V182H230ZM17 184H18V183H17ZM25 184H26V183H25ZM33 184H34V183H33ZM39 184H40V183H39ZM50 184H51V183H50ZM75 184H73V186H74ZM117 184H119V183H117ZM152 184H153V183H152ZM162 184H163V183H162ZM173 184H175V183H173ZM197 184H198V183H197ZM260 184H261V185H260ZM29 185H31V184H29V181H28V188H30ZM43 185H44V184H43ZM43 185H42V186H43ZM47 185H48V184H47ZM63 185H64V184H63ZM67 185H69V184L67 183V184H66V187H69V186H70V185H69V186H67ZM80 185H79V186H80ZM100 185H102V184L100 183ZM104 185H106V184L104 183ZM107 185H108V183H107ZM107 185H106V186H107ZM138 185H139V184H138ZM146 185H147V184H146ZM186 185H187V184H186ZM191 185H192V184H191ZM245 185H246V184H245ZM248 185H249V184H248ZM6 186H7L8 188H7ZM21 186L23 187V185H21ZM21 186H20V187H21ZM36 186H37V185H36ZM38 186H39V185H38ZM45 186H46V185H45ZM73 186H72V184H71L70 188L72 189ZM76 186H77V184H76ZM96 186H98V185H96ZM120 186H122V185H120ZM148 186H149V185H148ZM151 186H152V185H151ZM176 186H177V184H176ZM194 186H195V185H194ZM208 186H209V185H208ZM20 187H18V188H20ZM56 187H57V186H56ZM59 187H60V186H59ZM59 187H58V188H59ZM81 187H83V185H82ZM85 187H86V186H85ZM88 187H89V186H88ZM127 187H129V186H127ZM152 187H153V186H152ZM157 187H159V186L157 185ZM167 187H171V186L169 185V186H167ZM179 187H180V186H179ZM211 187H213V186H211ZM243 187L246 188V189H244ZM26 188H27V187H26ZM28 188H27V189H28ZM38 188H41V187H38ZM52 188H53V187H52ZM148 188H149V187H148ZM153 188H154V187H153ZM160 188L162 189L163 186H161ZM216 188H218V187H216ZM250 188H251V187H250ZM27 189H26V190L24 189V190H25L26 192H28V194H29V193H32V191L30 190V189H32V188H30V189H28V190H27ZM49 189H50V188H49ZM49 189L47 188L46 190L49 191ZM53 189H55V188H53ZM74 189H76V188H73V190H74ZM95 189H96V188H95ZM95 189H94V190H95ZM143 189H144V188H143ZM177 189H178V188H177ZM207 189H209V187H207ZM236 189H238V188H236ZM236 189H235V190H236ZM240 189H239V190H240ZM21 190H22V189H21ZM32 190H33V189H32ZM50 190H51V189H50ZM59 190H60V189H59ZM64 190H65V189H64ZM68 190H70V189L67 188V191H68ZM76 190H77V189H76ZM90 190H91V189H90ZM94 190H93V191H94ZM148 190H150V189H148ZM222 190H223V188H222ZM232 190H233V189H230L229 187H228V189H224V190L222 191V193H223V195H222V196H223V199H228V198H231V197L234 198V197H237V195H240L239 193H240L241 191L237 194V193H236L237 191L233 193ZM10 191H11V192H10ZM51 191H52V190H51ZM55 191H57V188H56ZM71 191H72V190H71ZM71 191H69V192H71ZM98 191H99V190H98ZM126 191H127V190H126ZM128 191H129V190H128ZM162 191H164V190H162ZM181 191H183V190H181ZM26 192H24V194H25ZM38 192H39V191H38ZM43 192H44V190H43ZM63 192H65V191H63ZM63 192H62V193H63ZM82 192H83V191H82ZM85 192H86V191H85ZM90 192H91V191H90ZM105 192H106V191H105ZM114 192H115V191H114ZM114 192H113V193H114ZM123 192H124V191H123ZM129 192H130V191H129ZM209 192H210V190H209ZM20 193H21V191H19V194H20ZM41 193H42V192H41ZM45 193H46V192H45ZM53 193H54V192H53ZM53 193H52V194H53ZM65 193H66V192H65ZM77 193H79V191H77ZM77 193H76V194H77ZM99 193H100V192H99ZM134 193H135V192H134ZM139 193L141 194V192H139ZM145 193H146V192H145ZM181 193H182V192H181ZM26 194H27V193H26ZM26 194H25V195H26ZM28 194H27V195H28ZM38 194H39V193H38ZM38 194H37V196H38ZM71 194H73V193H71ZM103 194L105 195L104 192H103ZM106 194H107V193H106ZM114 194H116V193H114ZM114 194H113L112 196H114ZM128 194H129V193H128ZM136 194H137V193H136ZM140 194H139V195H140ZM142 194H143V193H142ZM199 194H202V193H199ZM40 195H41V194H40ZM42 195H44V194H42ZM47 195L49 196L50 194L48 193ZM60 195H61V194H60ZM81 195H82V194H81ZM94 195H95V193H94ZM97 195H98V193H97ZM109 195H111V194H109ZM117 195H118V194H117ZM137 195H138V194H137ZM29 196H30V195H29ZM45 196H46V195H45ZM51 196H52V195H51ZM57 196H58V195H57ZM86 196H87V195L85 194V197H86ZM91 196H93V195H91ZM91 196H90V197H91ZM112 196H111V197H112ZM120 196H122V195H120ZM125 196H126V194H125ZM130 196H131V195H130ZM130 196H129V198H130ZM201 196H202V195H201ZM30 197H31V196H30ZM53 197H54V195H53ZM82 197H83V196H82ZM98 197H100V195H99ZM105 197H106V196H105ZM111 197H109V198H111ZM116 197H117V196H116ZM116 197H115V198H116ZM123 197H124V196H122V198H123ZM135 197H136V196H135ZM137 197H138V196H137ZM155 197H157V196H155ZM203 197L205 198V196H203ZM238 197H240V196H238ZM254 197H253V198H254ZM43 198H44V197H43ZM46 198H47V197H46ZM50 198H51V197H50ZM80 198H81V196H80ZM96 198H97V197H96ZM102 198H103V197H102ZM146 198H147V197H146ZM209 198H210V197H209ZM248 198H249V197H248ZM255 198H254V199H255ZM74 199H75V198H74ZM127 199H128V198H127ZM131 199H132V198H131ZM158 199H159V198H158ZM207 199H208V198H207ZM236 199H237V198H236ZM236 199H235V201H236ZM238 199H239V198H238ZM240 199H241V197H240ZM75 200H76V199H75ZM90 200H91V199H90ZM96 200H97V199H96ZM116 200H117V199H116ZM119 200H120V199H119ZM119 200H118V201H119ZM132 200H133V199H132ZM136 200H137V199H136ZM166 200H167V199H166ZM171 200H172V199H171ZM213 200H214V199H213ZM241 200H242V199H241ZM44 201H45V199H44ZM48 201H49V200H48ZM48 201H47V202H48ZM50 201H51V199H50ZM85 201H86V200H85ZM97 201H98V200H97ZM105 201H106V200H105ZM120 201H122V200H120ZM128 201H129V200H128ZM128 201H125V202H128ZM220 201H223V200H219V202H220ZM239 201H240V200H239ZM239 201H237V203H238ZM39 202H40V201H39ZM55 202H56V201H55ZM108 202H109V201H108ZM108 202H106V203H108ZM115 202H116V201H115ZM132 202H133V201H132ZM135 202H136V201H135ZM152 202H153V201H152ZM154 202H155V201H154ZM166 202H167V201H166ZM168 202H169V201H168ZM224 202H225V200H224ZM42 203H43V202H41L40 204L42 205ZM45 203H46V202H45ZM45 203H44V204H45ZM101 203H102V205H101L100 202H99V204H100L101 206H103V202H102V201H101ZM117 203H118V202H117ZM120 203H121V202H120ZM160 203H161V202H160ZM182 203H183V202H182ZM215 203H216V202H215ZM33 204H35V207H36V204H37V207L34 208V205H33ZM46 204H47V203H46ZM80 204H81V203H80ZM97 204H98V202H97ZM97 204H96V206H99V204H98V205H97ZM114 204H115V203H114ZM128 204H129V203H128ZM145 204H147V203L145 202ZM150 204H152V203L150 202ZM188 204H189V206H190L191 208H192V207H195V208H198V209H201V210H202V209H205V208H207V207H209V210H210V211H209L210 217H208V218L205 217V219H203L204 227H203L202 230H201V232L203 233V235H202L203 237L200 236L201 238H203V245H204V247L207 249V250L205 251L206 253H205L204 257H206V258H211L213 261H218V260H220L219 251H221V250H219V248H221L222 246L219 247V243H220V239H221L220 234H219V230H220V218H222V216H220L221 213H220V211L218 210V207L216 206V207H217V208H216L214 205H213V206H212V205L207 206V203H205V202H199V201H197V200H195V201H191V200H189ZM218 204H220V203H218ZM218 204H217V205H218ZM32 205H33V206H32ZM54 205H55V203H54ZM104 205H105V204H104ZM118 205H119V204H118ZM122 205H123V204H122ZM130 205H131V204H130ZM147 205L149 206V203H148ZM147 205H146V206H147ZM154 205H155V204H154ZM167 205H168V203H167ZM239 205H240V204H239ZM55 206H56V205H55ZM59 206H60V205H59ZM80 206H81V207L79 208V210H82V209H84V208H86V210H87V208L90 209V208H91L90 206H94V204H93V202L90 204V201H89V203H85V202H84V203H83L82 205H80ZM101 206H100V207H101ZM109 206H110V205H109ZM113 206H114V205H113ZM119 206H120V205H119ZM155 206H156V205H155ZM168 206H169V205H168ZM185 206H186V205H185ZM45 207H46V206H45ZM47 207H48V206H47ZM60 207H61V206H60ZM107 207H108V206H107ZM117 207H118V206H117ZM130 207H131V206H130ZM164 207H165V206H164ZM190 207H188V208L191 210ZM241 207H242V206H241ZM50 208H52V207H50ZM58 208H59V207H58ZM92 208H93V207H92ZM96 208H98V207H96ZM109 208H110V207H109ZM149 208H151V207H149ZM172 208H173V207H172ZM47 209H48V208H47ZM61 209H62V207H61ZM69 209H70V210H69ZM69 209H68V210H69L70 212H69V211H67V212H69V213H73V212H74V213H75V209H76V208H74V207L72 208V206H71V208H69ZM98 209H99V208H98ZM98 209H97V210H98ZM100 209H101V208H100ZM103 209H105V208H103ZM103 209H101V210H103ZM112 209H113V208H112ZM112 209H111V210L109 209V210L112 212L111 215L113 216V211H112ZM207 209H208V208H207ZM40 210H42V209H40ZM49 210H50V209H49ZM52 210H53V209H52ZM62 210H63V209H62ZM62 210H61V211H62ZM79 210H77V211H79ZM84 210H85V209H84ZM90 210H91V209H90ZM107 210H108V209H107ZM116 210H117V209H116ZM157 210H158V209H157ZM193 210H194V209H193ZM205 210H206V209H205ZM263 210H264V209H263ZM35 211H39V210L36 209ZM43 211H48V210H43ZM64 211H65V210H64ZM64 211H62V212L58 211V212H60V213L62 214V217H63V212H64ZM93 211H94V209H93ZM93 211H92V212H93ZM105 211H106V210H105ZM148 211H149V210H148ZM154 211H155V210H154ZM206 211H207V210H206ZM226 211H227V210H226ZM39 212H41V211H39ZM95 212H96V211H95ZM97 212H99V211H97ZM97 212H96V214H97ZM101 212H103V211H101ZM108 212H109V211H108ZM201 212H204V213H205V211H201ZM48 213H49V212H48ZM50 213H51V212H50ZM50 213H49V214H50ZM64 213H65V212H64ZM103 213L106 214L105 212H103ZM103 213H102V214H103ZM145 213H146V212H145ZM182 213H183V212H182ZM184 213H185V212H184ZM22 214H23V215H22ZM45 214H46V213H45ZM61 214H59V215H61ZM90 214L93 215V213H91V212H90ZM94 214H95V213H94ZM104 214H103V215H104ZM108 214H109V213H108ZM115 214H116V213H115ZM117 214H118V213H117ZM119 214H120V213H119ZM146 214H147V213H146ZM157 214H160V213H157ZM192 214H194V213H192ZM201 214H202V213H201ZM31 215H29V219H32V220H33V218H32L33 216H31ZM39 215H41V214H39ZM47 215H48V214H47ZM70 215H71V214H70ZM70 215H69V216H70ZM98 215H100V214H98ZM142 215H143V214H142ZM162 215H163V213H162ZM164 215H165V214H164ZM186 215H191V213H187ZM186 215H185V216H186ZM194 215H195V214H194ZM206 215H207V214H206ZM57 216H58V215H57ZM66 216H67V214L65 213V217H66ZM93 216L96 217V215H93ZM104 216H105V215H104ZM106 216H107V215H106ZM112 216H111V217H112ZM123 216H124V215H123ZM126 216H129V215H126ZM149 216H150V215H149ZM149 216H148V217H149ZM179 216H180V215H179ZM182 216H183V214H182ZM203 216H204V215H203ZM0 217H1V216H0ZM5 217H6V215H5ZM12 217H13V216H12ZM18 217H19V216H18ZM27 217H28V216H27ZM27 217H26V218H27ZM34 217H35V216H34ZM43 217H44V216H43ZM99 217H100V216H99ZM102 217H103V216H102ZM113 217H114V216H113ZM113 217H112V218H113ZM143 217H144V216H143ZM146 217H147V216H146ZM148 217H147V218H148ZM186 217H187V216H186ZM189 217H190V216H189ZM7 218H10V217H7ZM7 218H4L5 221H6ZM20 218H23V217H20ZM20 218H19V219H20ZM24 218H25V217H24ZM26 218H25V219H26ZM38 218H39V217H38ZM91 218H92V217H91ZM103 218H106V217H103ZM108 218H109V215H108ZM114 218H115V217H114ZM118 218H119V217H118ZM124 218H125V217H124ZM129 218H131V216H130ZM133 218H134V217H133ZM141 218H142V217H141ZM141 218H140V219H141ZM147 218H146V220L149 219V218H148V219H147ZM180 218H182V217H180ZM180 218H179V219H180ZM11 219H12V218H11ZM27 219H28V218H27ZM96 219H97V218H96ZM126 219H127V218H126ZM2 220H3V219H2ZM2 220H1V221H2ZM13 220H14V219H13ZM15 220H16V219H15ZM34 220H35V219H34ZM112 220H113V219H112ZM122 220H123V219H122ZM142 220H143V219H142ZM190 220H191V219H190ZM11 221H12V220H11ZM19 221H20V220H19ZM21 221H22V220H21ZM115 221H117V220H115ZM124 221H125V220H124ZM129 221H130V219H129ZM135 221H136V220H135ZM182 221H183V220H182ZM7 222H8V221H7ZM27 222H28V221H27ZM121 222H122V221H121ZM179 222H180V221H179ZM198 222H199V221H198ZM3 223H5V222H3ZM14 223H15V222H14ZM29 223H30V222H29ZM186 223H187V222H186ZM199 223H201V222H199ZM1 224H2V223H1ZM21 224H22V223H21ZM26 224H27V223H26ZM197 225H198V224H197ZM7 227H8V226H7ZM21 227H22V226H21ZM197 227H198V226H197ZM199 227H200V226H199ZM8 228H9V227H8ZM199 231H200V229H199ZM197 232H198V231H197ZM220 232H221V231H220ZM3 234H4V233H3ZM198 234H199V232H198ZM199 239H200V238H199ZM237 240H238V239H237ZM200 241H201V240H200ZM222 241H223V240H222ZM238 241H239V240H238ZM221 245H222V244H221ZM199 246H200V245H199ZM201 248H202V247H201ZM205 248H204V249H205ZM202 251H204V250H202ZM202 251H201V252H202ZM202 253H203V252H202ZM221 254H222V253H221ZM202 256H203V255H202ZM221 256H222V255H221ZM201 258H203V257H201ZM203 259H204V258H203ZM205 260H206V259H205ZM203 261H204V260H203Z\"/></svg>",
	"mask_w": 264,
	"mask_h": 264
}]
</instances>
